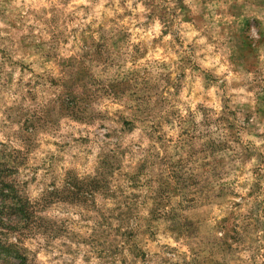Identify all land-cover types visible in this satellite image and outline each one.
Here are the masks:
<instances>
[{
  "label": "clouds",
  "instance_id": "clouds-1",
  "mask_svg": "<svg viewBox=\"0 0 264 264\" xmlns=\"http://www.w3.org/2000/svg\"><path fill=\"white\" fill-rule=\"evenodd\" d=\"M235 2L243 6L239 15L221 16L215 14V0H166L176 10L169 27L170 17L154 14L149 0H0V144L27 151L31 133L32 152L45 164L36 175L43 176L54 161L73 191L76 183L68 174L95 183L107 147L134 170L127 179L128 195L148 198L138 213L143 221L152 220L161 185L179 181L164 208L167 215L152 220L158 227L146 248L167 245L193 257L185 237L174 231L171 216L178 214L190 230L188 238L198 234V225L205 229L212 248L201 255L219 256L218 264L229 256L235 264H254L253 258L258 264L264 247H249V242L227 247L235 236L229 225L264 214V117L257 111L264 93L255 87L264 57L255 70L238 63L242 48L264 49V5ZM180 3L190 17L206 8L214 30L186 20ZM233 22L237 31L226 39V29L222 35L218 25ZM143 77L153 85L146 98L136 92L148 91ZM77 98L86 101V119L67 111ZM225 99L241 109L233 120L235 130L222 119ZM56 105L63 112L54 121L38 129L31 125L42 115L50 117ZM83 157L90 163L84 164ZM165 159L172 163L162 165ZM158 165L165 168L163 174ZM113 200L109 196L107 204L93 208L90 220L57 213L60 222L87 224L86 235L61 233L50 242L41 235L34 260L100 264L91 240L104 220L102 212L119 214ZM197 212L199 218H187ZM256 236L264 237V229ZM123 256H131L127 248Z\"/></svg>",
  "mask_w": 264,
  "mask_h": 264
},
{
  "label": "rangeland",
  "instance_id": "rangeland-1",
  "mask_svg": "<svg viewBox=\"0 0 264 264\" xmlns=\"http://www.w3.org/2000/svg\"><path fill=\"white\" fill-rule=\"evenodd\" d=\"M212 0H201V3H210ZM247 3V0H245ZM254 4L264 5V0H252ZM150 5H154L153 12L159 13L161 18L170 17L168 19L169 27L174 22L176 17V10L169 9L166 4V0L158 5L155 4V0H149ZM231 6L225 8V5ZM215 14L221 16L236 15L238 16L242 5L237 6L235 0H215ZM181 13L185 15V19H194L198 26L207 25L209 30L212 29V17L208 14L206 8L197 16L190 17L187 15L188 9L183 7L182 3ZM208 15V19L205 20V15ZM247 24V20H245ZM222 35H226L225 38H230L235 35L238 26L233 22L229 25L220 24ZM106 51H108L106 49ZM264 57V49L257 51L255 49L242 48L238 63L246 68L255 70L258 63V58ZM145 83L143 87L147 89V92L140 93L137 89V94H142L145 98L151 93L153 85L147 81V77H143ZM167 79V78H165ZM211 79V78H209ZM257 83L255 87L259 89L260 93H264V69H260L256 72ZM171 83V81H169ZM221 88L225 85L220 84ZM166 90V89H165ZM78 91V89H77ZM74 93H69V97ZM199 96V93H197ZM195 98V97H194ZM206 100L207 97H204ZM261 106L257 108L261 116L264 117V95H260ZM225 112L222 119L228 123L229 127L234 129L233 120L236 118V113L241 109L232 104L229 99H225ZM67 111L74 113L77 117L87 118L89 112L86 109V101L82 98H77L74 104L66 105ZM247 107V106H245ZM63 109L60 105H56L55 111L50 117L41 116L40 122L37 123L32 120L30 123L35 128H40L54 121L58 115L62 114ZM207 117V112L205 113ZM250 113L245 119V123L250 118ZM3 131V129H0ZM5 139H8L7 132ZM32 134L26 137L28 140L27 151H16L11 143L0 144V165L10 170V180L13 181L15 188L17 189V195L28 201L32 207V215L28 222L23 225H19L17 229L21 233L18 235H7L4 230L0 228V241H6L11 243H20V246L24 250V257L26 258L25 264H39L34 260V251L39 250V239L41 235H46L49 238V242L52 238L59 236L61 233H66L74 238V234L77 232H84L86 235L87 224H79L77 222L64 221L60 222L57 218V213L64 217H70L72 214H80L82 219L90 220L94 217L88 215L93 209H99L101 204H107V198L113 197V202L116 203L117 211L114 212H102L100 215L104 217V220L100 226H98L93 232L92 254L101 258L100 264H137V260H140V264H218L220 257L217 255L203 254L205 249H211V242L206 243L207 233L205 229L198 225L200 231L198 234L188 238L190 232L182 226V219L178 214H173L171 218L174 220V231L185 237V243L188 244L190 250L193 252V257L188 259L180 252L178 248L173 249L164 245L158 246V250L145 247V241L148 238L155 237V229L158 227L152 222L160 218L164 213V208L170 203V196L173 191L179 190V181L176 184H172L170 181L161 185V191L155 200L156 207L152 212V220L143 221L138 215L140 210L147 204V197H133L126 192L127 179L132 177L133 169L126 168L119 155L114 154L107 150L105 147L104 152L106 155L103 157V163L97 168V174L95 176V183H89L88 181L79 182L75 180L73 173L68 174L69 182L76 183V190L73 191L67 186V183L62 177L60 170H57L54 166V161H49L46 167L45 174L43 176H37L36 172L38 168H44L43 162H38L37 156L32 152ZM102 138H98V143H102ZM261 160L264 161V156H261ZM84 164H89L87 157H83ZM155 163V162H154ZM171 161L165 159L162 165L170 164ZM162 165L160 167L161 174L164 173L165 168ZM91 167H95V161L91 162ZM118 169V171H117ZM155 170L153 169V172ZM140 181L137 180L133 187H137ZM149 187L151 182L149 181ZM50 191L49 189H53ZM33 193H36L33 196ZM111 216V222L109 217ZM200 213L197 212L195 216L189 215L188 219L199 218ZM99 220V217H95ZM113 224L118 227L113 228ZM3 227V226H2ZM232 231L235 233L232 241L227 244V247L232 248L233 245L237 247L240 244L249 242V247L258 245V247H264V237H257L256 232L258 229H264V214L252 215L241 224L229 225ZM18 240V241H15ZM127 248L131 253V256H123V249ZM143 250V251H142ZM235 251V249H233ZM142 254L137 257V253ZM88 254L85 253V259L87 260ZM9 261V262H8ZM254 264H257L255 258H253ZM15 261L9 260L3 254H0V264H10ZM51 264V262H49ZM67 264V262H65ZM223 264H235L232 258L226 257ZM258 264H264V259L258 262Z\"/></svg>",
  "mask_w": 264,
  "mask_h": 264
},
{
  "label": "trees",
  "instance_id": "trees-1",
  "mask_svg": "<svg viewBox=\"0 0 264 264\" xmlns=\"http://www.w3.org/2000/svg\"><path fill=\"white\" fill-rule=\"evenodd\" d=\"M10 174L9 169L0 165V228L7 232V235H15L20 232L17 227L29 221L32 215V207L28 201L17 195L18 191L13 184L14 182L9 179ZM23 252L19 242L0 241V254L15 261V263L10 264H25L26 258Z\"/></svg>",
  "mask_w": 264,
  "mask_h": 264
}]
</instances>
